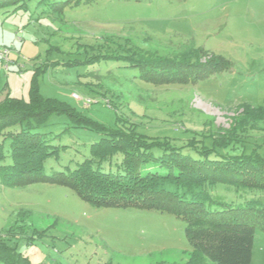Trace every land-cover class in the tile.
Returning <instances> with one entry per match:
<instances>
[{
	"label": "rangeland",
	"instance_id": "rangeland-1",
	"mask_svg": "<svg viewBox=\"0 0 264 264\" xmlns=\"http://www.w3.org/2000/svg\"><path fill=\"white\" fill-rule=\"evenodd\" d=\"M30 9L28 14L0 9V50L10 49L11 61L18 63L0 68V91L11 97L29 98L36 68L49 65L39 77L43 97L74 106L107 127L115 125L117 109L138 123L141 133L176 145L208 130H230L242 105L264 107V0H93L62 13L32 1ZM129 48L154 59L210 60L215 68L194 84L156 85L127 68ZM39 131L52 133L54 146L67 147L46 162L47 175L74 170L100 139L73 127L67 116H52ZM254 147L264 157V131L244 134L230 152L250 153ZM2 149L0 167L11 163L10 143ZM2 181L0 174V241L31 264H188L191 259L186 224L174 215L98 208L65 186L11 187ZM211 195L235 205L251 200L264 205V191L218 184ZM251 264H264L259 228Z\"/></svg>",
	"mask_w": 264,
	"mask_h": 264
},
{
	"label": "trees",
	"instance_id": "trees-1",
	"mask_svg": "<svg viewBox=\"0 0 264 264\" xmlns=\"http://www.w3.org/2000/svg\"><path fill=\"white\" fill-rule=\"evenodd\" d=\"M32 1L37 8L62 13L67 7L93 0H0V9L28 13ZM87 49L86 45L84 51ZM125 55L127 68L137 71V78L156 85L194 84L215 68L210 60L154 59L131 48ZM48 67L36 68L28 100L7 95L0 102V160L5 158L2 145L10 143L11 163L0 167L6 186H65L98 208L168 213L186 224L185 237L192 250L188 264L252 263L256 230L264 232V205L255 200L240 205L216 201L211 190L224 184L237 191H264V157L256 147L250 153L230 152L244 134L264 131V107L242 105V114L230 130L217 131L218 135L208 130V135L193 136L187 144L176 145L167 137L141 133L140 125L117 109L115 125L107 127L74 106L43 97L38 83ZM54 115L67 116L73 127L93 131L100 139L92 144L90 157L74 170L67 167L47 175L46 162L67 149L53 145L56 137L52 133L39 131ZM207 139L212 140L211 146ZM0 263L31 261L0 241Z\"/></svg>",
	"mask_w": 264,
	"mask_h": 264
},
{
	"label": "built area",
	"instance_id": "built-area-1",
	"mask_svg": "<svg viewBox=\"0 0 264 264\" xmlns=\"http://www.w3.org/2000/svg\"><path fill=\"white\" fill-rule=\"evenodd\" d=\"M11 51L10 49H3L0 50V68L9 70L10 66L12 64V61L10 59ZM74 99L81 100V97L77 94H74ZM92 101L90 99L85 100L86 105H90Z\"/></svg>",
	"mask_w": 264,
	"mask_h": 264
},
{
	"label": "crops",
	"instance_id": "crops-1",
	"mask_svg": "<svg viewBox=\"0 0 264 264\" xmlns=\"http://www.w3.org/2000/svg\"><path fill=\"white\" fill-rule=\"evenodd\" d=\"M28 13H29V12H28ZM28 13H27V14H28ZM30 22H31V21H30ZM30 22H28L29 25L31 24ZM12 64L15 65V64H18V63L12 60ZM12 64H11V65H12ZM10 69H11V68H10ZM10 69H9V70H10ZM7 95L11 96L12 94H11L10 92H8L6 89L0 91V102H2V101L6 98ZM23 99L28 100L29 98L26 99V98L23 97Z\"/></svg>",
	"mask_w": 264,
	"mask_h": 264
}]
</instances>
